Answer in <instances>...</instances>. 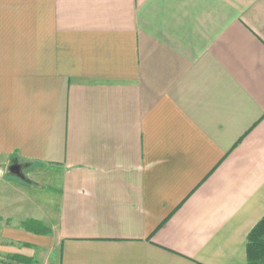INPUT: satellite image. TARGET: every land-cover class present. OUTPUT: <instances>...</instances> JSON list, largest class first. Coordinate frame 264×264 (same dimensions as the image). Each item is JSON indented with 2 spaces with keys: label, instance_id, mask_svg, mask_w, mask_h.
<instances>
[{
  "label": "crops",
  "instance_id": "0c3cea01",
  "mask_svg": "<svg viewBox=\"0 0 264 264\" xmlns=\"http://www.w3.org/2000/svg\"><path fill=\"white\" fill-rule=\"evenodd\" d=\"M10 163L18 195H49L18 218L0 191L4 241L58 264H246L264 217V0H0Z\"/></svg>",
  "mask_w": 264,
  "mask_h": 264
},
{
  "label": "rangeland",
  "instance_id": "374dc122",
  "mask_svg": "<svg viewBox=\"0 0 264 264\" xmlns=\"http://www.w3.org/2000/svg\"><path fill=\"white\" fill-rule=\"evenodd\" d=\"M23 178L15 177L12 175H8L6 173V168L0 170V191L5 192L6 199L13 201L14 199L19 200V209L17 217L19 218L21 215H35L33 213L32 204L36 201L39 205L40 209H45L47 199L46 197L49 195V192H46L43 186L37 185L36 189L28 190L26 192H22L25 194V197L28 198L29 201H25L24 196H20L17 193H20V187H17L10 182H15L17 184L22 185ZM4 184V187H3ZM11 185V187H10ZM1 195V193H0ZM18 196V197H15ZM43 209V210H44ZM17 219V218H16ZM4 218L1 217V222H4ZM13 220V219H12ZM9 221L7 220V224ZM15 225L16 222L14 223ZM1 233V229H0ZM58 250H51L50 254L46 249L38 248L33 249L27 244H15L11 241H4L0 236V264H58ZM49 255V256H48ZM31 256V257H30ZM25 259V260H24Z\"/></svg>",
  "mask_w": 264,
  "mask_h": 264
},
{
  "label": "trees",
  "instance_id": "16d2710c",
  "mask_svg": "<svg viewBox=\"0 0 264 264\" xmlns=\"http://www.w3.org/2000/svg\"><path fill=\"white\" fill-rule=\"evenodd\" d=\"M21 226L25 231L36 235L44 236L49 233V230L39 221L26 220L21 223ZM246 264H264V217L247 236Z\"/></svg>",
  "mask_w": 264,
  "mask_h": 264
},
{
  "label": "water",
  "instance_id": "95a60500",
  "mask_svg": "<svg viewBox=\"0 0 264 264\" xmlns=\"http://www.w3.org/2000/svg\"><path fill=\"white\" fill-rule=\"evenodd\" d=\"M13 163H10L6 169V173L8 175H12V176H15V177H19V178H23V175L22 176H19L18 174V171L16 170V167H12ZM21 173V171H20Z\"/></svg>",
  "mask_w": 264,
  "mask_h": 264
},
{
  "label": "flooded vegetation",
  "instance_id": "af4514ba",
  "mask_svg": "<svg viewBox=\"0 0 264 264\" xmlns=\"http://www.w3.org/2000/svg\"><path fill=\"white\" fill-rule=\"evenodd\" d=\"M8 167V166H7ZM12 167H16V170L18 171V175L19 176H22L23 174H22V170H23V165H19V164H17V163H13V165H12ZM7 169V168H6ZM20 171H21V173H20Z\"/></svg>",
  "mask_w": 264,
  "mask_h": 264
}]
</instances>
